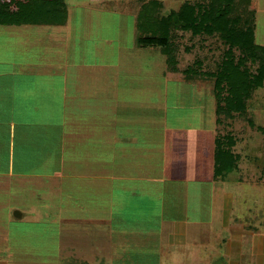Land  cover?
Returning a JSON list of instances; mask_svg holds the SVG:
<instances>
[{"label": "crops", "instance_id": "crops-1", "mask_svg": "<svg viewBox=\"0 0 264 264\" xmlns=\"http://www.w3.org/2000/svg\"><path fill=\"white\" fill-rule=\"evenodd\" d=\"M70 2L63 25H0L17 40L0 51V264H264V209L240 218L234 202L255 178L214 175L211 110L196 105L208 121L194 126L189 113H167L159 95L145 100L122 84L111 63L87 72L74 51H60L61 61L58 52L56 62L27 58L33 33L71 31V7L108 10L106 0ZM250 9L255 43L264 41V0H250ZM197 144L199 162L185 166ZM36 225H55L54 253L36 250Z\"/></svg>", "mask_w": 264, "mask_h": 264}, {"label": "rangeland", "instance_id": "rangeland-1", "mask_svg": "<svg viewBox=\"0 0 264 264\" xmlns=\"http://www.w3.org/2000/svg\"><path fill=\"white\" fill-rule=\"evenodd\" d=\"M71 1H73V5L82 4L86 6L88 0ZM140 1L144 2L145 0H106L103 7L108 9L107 13H100L99 6L90 7L89 14L88 11H82L77 6L71 7L73 9L69 13L68 22L71 31L55 28L56 31H60L57 34L59 39L51 36L48 38L46 33L44 35L33 33L30 41L27 39L30 33H26L28 30L25 29L23 33L26 34L22 36L21 43L25 42L26 39L28 40L26 51H29V56L28 54L26 56L31 58L33 63L38 64L47 59L56 62L58 52L59 61H61L62 54L60 51H63L64 55H66V51H74L77 57L82 56L85 62L89 63L81 65V70L87 72L92 70V64L103 66L104 63H111L114 68L110 69V74L113 77L118 74L117 78L119 79L124 77L122 84L130 86L131 90L139 93L145 100H157L159 95L160 99L168 102V104L166 102V107L165 102L163 105L167 113L175 114V117L189 113L190 122L194 126L195 124L199 126L202 123L207 124L208 121V116L205 121L202 119V113L196 105L199 104L212 117L211 110L214 113L211 127L215 129V143L220 141L224 148L232 143L230 151L237 158V161H240V165L238 164L239 167H237L236 172L233 171V175L231 171L220 178H224L227 182H233L235 175L244 181L249 173L251 179L255 178V187H249L245 184L238 191L240 196L235 192L236 190L234 191L236 195L235 207L239 211L238 217L241 218L242 214H247L249 210L257 213L259 209H264V84L261 88L252 91L244 113L233 114L232 118L218 117L215 113L217 107L214 96L215 77L212 74L217 72L226 46L217 36H194L191 33L178 32L172 42L176 62L172 68L168 65L166 56L159 48H143L137 47L135 44L136 37L140 36L135 29V12L141 4ZM159 1L162 3V13L167 14L171 10H177L183 2H192L193 0ZM63 2H65L66 9L69 8V5L71 6L70 0ZM87 16H90L88 20H86ZM83 18H85V22H83ZM0 41V51H4L2 46L9 48L8 46L11 44L17 45L14 30L0 29ZM256 43L264 44V41L258 38ZM30 45L33 46L30 48ZM234 55L237 57L238 53L235 51ZM161 69L167 73L165 76L160 71ZM96 72L95 75L104 74L102 69ZM96 77L103 79V75ZM43 78L37 76V80ZM186 80L192 81L195 84V89H191L189 85L186 87L175 82L185 83ZM192 90L199 91L205 97L196 99V97L191 96L193 95ZM148 92L151 98H148ZM140 109L142 108L138 107L137 111H142ZM135 114L137 113L135 112ZM135 120L137 123H141L137 121V116ZM182 123L181 121L179 124ZM193 138L195 137L192 136L190 139ZM229 138H231V142ZM199 144H197V149L193 148V151H190L192 154L186 155V158L190 157L185 166L190 161L199 162V156H202L200 154L202 145ZM136 148L135 146L132 147L133 150ZM187 149L191 150V147ZM192 167L194 166L192 165ZM192 167L187 169L195 171L196 167ZM31 230H37L39 234V242L35 244L36 250L42 251L48 247L54 253L58 249L55 225L47 227L36 225L32 226ZM46 236H51V240L50 238L44 240ZM41 261H50L49 263L53 264V259L51 261L49 258H42Z\"/></svg>", "mask_w": 264, "mask_h": 264}, {"label": "trees", "instance_id": "trees-1", "mask_svg": "<svg viewBox=\"0 0 264 264\" xmlns=\"http://www.w3.org/2000/svg\"><path fill=\"white\" fill-rule=\"evenodd\" d=\"M67 10L63 0H0V25H63ZM255 12L250 0H193L177 10L162 13L159 0H145L135 12L137 47L159 48L169 66L175 65V35L217 36L226 46L215 77L216 115L232 118L245 112L252 91L264 84V46L254 38ZM238 53L235 57L234 52ZM231 142V138H229ZM215 143L214 175L231 172L237 158L230 145Z\"/></svg>", "mask_w": 264, "mask_h": 264}]
</instances>
